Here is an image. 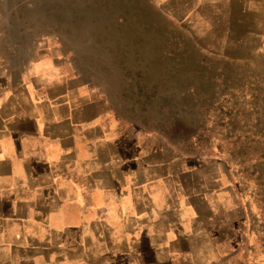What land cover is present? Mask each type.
Returning a JSON list of instances; mask_svg holds the SVG:
<instances>
[{"label":"crops","instance_id":"1","mask_svg":"<svg viewBox=\"0 0 264 264\" xmlns=\"http://www.w3.org/2000/svg\"><path fill=\"white\" fill-rule=\"evenodd\" d=\"M10 29L0 24V264H251V205L220 160L124 125Z\"/></svg>","mask_w":264,"mask_h":264},{"label":"rangeland","instance_id":"2","mask_svg":"<svg viewBox=\"0 0 264 264\" xmlns=\"http://www.w3.org/2000/svg\"><path fill=\"white\" fill-rule=\"evenodd\" d=\"M0 24L28 47L42 46L124 125L160 134L182 151L220 160L251 205L248 260L264 264V138L246 134L255 125L252 119L236 122L238 128L245 126L238 139L227 136L235 126L213 121L221 116L218 102L224 112L242 103L245 96L233 94L236 80H243L247 99L255 92L258 98L264 95V0H0ZM157 28L164 33L161 39H174L164 41L159 54L154 50ZM174 43L190 57L214 60L217 74L224 75L217 82L222 91L209 84L207 96L185 105L191 107L187 118L196 120L188 128L176 124L171 110L158 102L176 81L166 80L160 64ZM146 74L149 86H158L154 97L137 92L138 76ZM182 93L175 95L178 102Z\"/></svg>","mask_w":264,"mask_h":264},{"label":"trees","instance_id":"3","mask_svg":"<svg viewBox=\"0 0 264 264\" xmlns=\"http://www.w3.org/2000/svg\"><path fill=\"white\" fill-rule=\"evenodd\" d=\"M163 35L164 33L161 31V28L155 29L154 50H157V54H159L158 52L165 50V48L161 49V46L165 41L161 39ZM173 40L174 39L170 37L167 41L171 43V41ZM174 45L177 44L174 43L167 46L166 49L169 50L166 53H163V58L160 64L163 65V69L165 70L166 80L173 82L172 79L176 78V81L173 82L174 85L172 86L170 93L168 95L161 96L158 102L162 107L167 106L171 110L173 114L171 118L176 124L188 128L189 126H192L196 120L193 119V115L187 118V111L190 110L191 107H185V105H189L191 102H193V104H197L198 98L203 94L206 95V91L208 88L207 85L209 84L213 86L215 90L218 89L219 91H222L220 90L222 88V84L218 86L217 82L223 80L224 75L221 73V71L219 74H217V65H215L216 63L214 60H210L205 56L201 57L200 55L197 56V59L190 57V55L184 52L183 49ZM186 66H190V70L192 71L186 70ZM138 78H140V80H137L135 83L137 92L142 93L145 98L154 97L158 92L157 84L149 86L147 74L144 77H140L139 75ZM193 81H195L196 85L192 84ZM233 85L234 87H237V89L233 91L234 96L239 93L245 96L242 103L237 104L236 107V103L234 102L232 106H230V108L224 112L222 110L223 107H220L223 102H218L216 109L221 108V110L218 111L219 113H221V116H219V118L218 116H216V121H213L223 123L224 120H226L228 121L230 128H233L235 126L233 132H230L232 135L229 133L227 136H232L238 139L239 137H242L241 133L245 126L238 128L236 122L239 120L243 122V124H246L248 123V120L250 121L252 119V122H255V125L252 128L253 132L247 131L246 134L248 133L247 135H250L251 139L264 138V95L260 96V98L262 97V99L258 98L255 90V93L251 94L247 99V95H245V87L243 86V80H236L235 83L233 82ZM179 92H183V99L180 102H178L175 96ZM224 92L226 93L227 91L224 90ZM254 95H256V98ZM187 96L191 97L190 101L187 99ZM202 100L203 98H200V101ZM205 106L206 104L200 105V107L203 108ZM247 108L250 111L246 113V110H248ZM243 109L246 110L243 111ZM244 116L245 118L240 119ZM202 120L203 123L204 121H207V117L205 114H203ZM202 120L200 123H202ZM246 126H249V124Z\"/></svg>","mask_w":264,"mask_h":264}]
</instances>
